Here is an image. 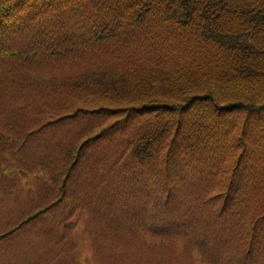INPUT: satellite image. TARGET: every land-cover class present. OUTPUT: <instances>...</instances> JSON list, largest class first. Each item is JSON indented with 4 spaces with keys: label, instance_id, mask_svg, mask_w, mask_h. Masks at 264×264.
<instances>
[{
    "label": "trees",
    "instance_id": "16d2710c",
    "mask_svg": "<svg viewBox=\"0 0 264 264\" xmlns=\"http://www.w3.org/2000/svg\"><path fill=\"white\" fill-rule=\"evenodd\" d=\"M78 225L264 264V0H0V264H84Z\"/></svg>",
    "mask_w": 264,
    "mask_h": 264
},
{
    "label": "rangeland",
    "instance_id": "374dc122",
    "mask_svg": "<svg viewBox=\"0 0 264 264\" xmlns=\"http://www.w3.org/2000/svg\"><path fill=\"white\" fill-rule=\"evenodd\" d=\"M74 242L78 245L79 247V254H80V259L84 264H91L89 260V246L88 243L85 239V237L82 236L81 229L78 226L75 230L74 233ZM198 259V258H196Z\"/></svg>",
    "mask_w": 264,
    "mask_h": 264
}]
</instances>
